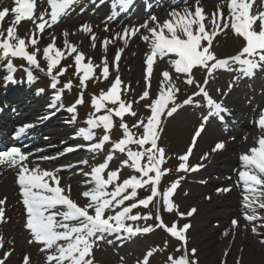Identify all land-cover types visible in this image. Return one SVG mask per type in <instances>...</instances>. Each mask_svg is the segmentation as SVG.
Instances as JSON below:
<instances>
[{
    "label": "snow or ice",
    "instance_id": "1",
    "mask_svg": "<svg viewBox=\"0 0 264 264\" xmlns=\"http://www.w3.org/2000/svg\"><path fill=\"white\" fill-rule=\"evenodd\" d=\"M14 2L15 6L11 9L5 7L0 10V26L10 14L14 16V21L6 29V35L3 30H0V65L5 67L8 72L4 77L5 82L17 83L13 76L17 71L13 60L26 61L28 67L21 65V68L26 73L28 82L32 83L35 80L32 69L44 71L40 68L37 59V55L41 52V49L37 47L41 35L46 29L58 24L62 17L69 15L74 6L80 3V0H47L50 11L45 9L38 17L35 15L36 0H14ZM92 2L95 3V0ZM118 3L123 8L130 3V0H118ZM251 6L250 0H228V15L225 16L222 11L213 13L212 27L208 30L203 22L207 17L203 14L204 10L199 7V0H196L194 12L184 9V16H180L179 13L173 11L170 13L173 19L167 20L163 24H160L156 17L151 18L156 21V27L148 30L150 35L141 34L142 40L151 44L150 54H147L145 59L148 88H150V79L156 59L173 55L175 58L172 60L171 67L175 73L183 74L185 77L183 82L194 87L196 91L182 103H177V94L180 92V88L173 81L170 72L163 70L156 98L150 99L149 90L146 88L135 101V103H139L150 99V103L145 105V108L150 111V115L137 118L131 127L125 121V116L136 117L137 113L133 110L132 101L126 102L121 99V92H128L130 85H125L119 75L116 76L107 91L102 90L99 96L92 97L91 105L95 111L104 110L105 114L91 115L86 121L88 127L81 128L77 135L82 136L86 141H92L95 139L93 129L100 127L103 128L104 134L99 142L88 147V151H101L106 143L111 142L110 132L116 127L114 118H119L122 138L112 142L113 146L104 162L92 167L90 172L83 173L87 178L85 184L93 185L81 193L87 201L83 206L71 198V186H68L67 189L60 186V179L55 172L42 170L38 167L30 169L25 163L28 156L16 147L0 151V165L7 164L9 167L18 168L17 183L25 209L23 227L30 236L28 244L37 245L38 251L43 254V264H95L94 250L98 241L113 234L118 239H128L135 235L147 234L153 228L163 229L180 242L183 254L179 259L169 256V264H199L196 255L197 249L189 250L187 248L186 233L190 224L185 223L180 226L178 221H174L169 226L158 214L155 215L156 223L152 225L133 227L127 222L152 220L151 212L145 215L132 213L133 209L138 207L149 208L156 197H161L166 211L171 213L175 209L180 218L191 217L197 212L196 208H191L187 213L179 212L178 206L173 203L171 198L179 185V180L172 182L170 187L162 193L158 190L162 177L170 171L162 169L166 153L165 149L158 145L162 130V117H172L181 106L192 105L195 97H203L209 109L208 115L203 117L200 126L195 130L185 154L178 157L181 163L177 171L195 172L203 167L202 163L195 166L188 165L197 140L203 133L210 117L215 116L223 121L221 114L228 112L223 102L213 99L207 91L209 78H212L217 70L235 72L236 75L229 84V88H231L240 79L251 78L257 71H264V12L250 14ZM24 20L31 21L34 28L29 29L30 35L20 37L17 35V26ZM142 27L147 28V25H142ZM79 30L91 34L90 39L93 41V48H95L97 37L92 33L91 26L82 24ZM105 31L108 29L105 28ZM139 31V28L124 29L122 34H118L113 39H123L127 44L128 39L136 36ZM227 31H231L237 38H242L244 43L236 54L221 58L212 49L215 38L222 33L226 34ZM62 35L65 37L64 48L56 46V37L53 35L52 43L43 48L42 56L43 60L47 62L46 73L51 78L50 87L57 89L59 77L67 71L66 68H58L61 60L66 58V53L67 55L75 54V74L79 76L81 92L72 106L67 108L69 113L75 114L77 106L84 103L83 90L86 88V81L94 77L97 67L102 68L100 75L103 79H108L109 64L107 56L102 59L100 65H94L90 59L85 63V55L78 51L76 45L68 41L69 32L65 30ZM111 42L107 38L103 39L102 47L105 52ZM29 47L33 49L31 52L28 50ZM121 51L117 50L113 61L117 72L119 71ZM5 61L6 63H4ZM57 68L58 71L53 74ZM196 68L206 70L202 83L194 78L193 72ZM96 78L99 79V77ZM72 86V81L69 80L64 85V89L71 90ZM62 91L63 89L56 92L54 101H61ZM42 92L43 89H38L37 94ZM221 95H226V93L221 92ZM255 123L260 132L264 133V110L261 111ZM133 128L139 130L138 133H134ZM20 131L23 132V129ZM74 138L76 137L74 136ZM245 139L247 138L245 137ZM130 145L137 146L138 150H132ZM224 148V142H217L212 152ZM73 150L72 148L67 149V151ZM115 152L126 154L127 159L122 161V166L130 167L139 175H131L120 181L121 168L108 170ZM209 155L210 153H205L201 160L207 159ZM239 159L242 170L238 172V177L239 182L243 184L245 193L243 207L248 209L244 214V219L253 222L257 219V208L264 209V134L258 136L256 146L249 148ZM145 160L146 163H142ZM82 163L87 164V161H82ZM110 186L111 190H109ZM146 186H150V195L136 199L137 190L146 188ZM229 191L231 189L227 187L217 189L218 193ZM130 200L135 202L124 206L125 201ZM6 203V197L0 199V224L8 222ZM231 225L233 229L238 228L239 222L233 219ZM261 226L264 227V224ZM252 232L258 234L257 227L253 226ZM223 235L228 236L229 232L225 231ZM7 243L12 247L6 248L3 236H0V250L3 251V255L0 256V264H6L15 251V241L10 240ZM108 243H112V241L109 240ZM260 243L264 244V238L260 239ZM181 248H178L177 251H180ZM228 254L225 252V257ZM152 255L153 252L149 250L144 258L138 261V264H149V258ZM22 264H31L29 254L23 256ZM222 264H226V260L222 261Z\"/></svg>",
    "mask_w": 264,
    "mask_h": 264
},
{
    "label": "bare ground",
    "instance_id": "2",
    "mask_svg": "<svg viewBox=\"0 0 264 264\" xmlns=\"http://www.w3.org/2000/svg\"><path fill=\"white\" fill-rule=\"evenodd\" d=\"M103 1L101 6L98 7V10L103 12L98 16L94 18L78 16L73 22H68L71 33L67 39L70 43L76 45L78 51L85 55L87 61L90 59L92 63L100 65L103 37L110 38L114 31H116L117 37L126 28L125 26H128L127 29L139 28V33L129 38L124 46L121 47L113 41L107 46L108 56L113 50H116V52L122 50L119 71L116 70V75H119L124 84L130 85V87L135 83V74L138 70L143 71L141 78L146 75L145 59L146 55L150 54L151 44L143 41L141 34L150 35L148 30L156 27V21L151 18L156 17V20L163 24L165 21L173 19L170 15L171 12L175 11L180 16H184V9L193 10L196 3V0H140L137 4L140 14L136 15L137 13L130 4L122 8L118 0ZM227 1L224 0L222 4L220 1H216L215 4H199V7L204 10L203 14L207 17L203 21L204 24L206 23V30L212 27L213 13L222 11L225 16L228 15L229 9L225 6ZM250 3L252 5L250 14L264 12V0H250ZM75 6L79 8L81 5ZM86 7L88 6L86 5ZM45 9H47V6L41 12ZM163 12L165 13L163 14ZM10 16L7 17L4 23L5 31L11 22ZM61 20L63 19L61 18ZM60 24L59 22L52 28L46 29L41 35L40 43L37 46H41L43 49L52 43L51 37L54 35L56 46L63 49L65 37L62 35L64 32L63 25ZM82 24L90 25L92 33L97 37L95 48L92 46L91 34L79 30ZM142 25H147V28L142 27ZM105 28L108 31H105ZM243 43L242 38H237L231 31H227L226 34L222 33L215 38L212 50L218 57L222 56L221 58H223L236 54ZM108 56L107 61L110 64ZM167 58L173 60L175 57L169 55ZM163 70L165 69L160 68L159 64L155 62L151 78L158 81ZM14 79L17 83L3 85L0 82V142L7 140L12 130H17L21 134L17 143H24V145L19 146V149L28 156L27 161H25L27 166L30 169L38 167L42 170L55 172L62 181L68 182L72 189H76L78 197L83 198L86 203L87 201L81 193L93 185H86V178L76 173L78 167L75 159L77 156L94 154L87 149L93 143L77 135L79 129L71 115L51 101L49 95L37 97L28 93L29 83L19 80L16 72ZM230 83L223 85L220 88V93L214 98L218 102L222 101L228 112L221 114L223 121L215 116L208 119L194 150L202 153L203 150H208L207 148L212 147L217 142H224L225 148L215 152L209 162H200L199 164L202 163L203 167L199 170L187 172V177L180 181L177 187L182 191L181 196L178 197L177 206L178 208L187 206V212L191 208L197 209L195 214L191 217L186 216L184 220L185 222L197 223L194 226V231H192L193 243H188L187 248L189 250L192 248L197 249L196 255L202 257L201 261L213 263L219 257L221 261L226 260L227 262L229 259L236 257V250L239 249L242 251L241 254L250 252L256 255L255 259L258 260V263H264V248L253 240V237L256 236L250 228L251 223L264 221V209L257 208V219L255 221L248 222L244 219V214L248 209L243 207V195L245 193L243 184L239 182L238 177V172L242 170L239 157L247 152L253 144H256L258 136L264 134L260 132L255 123L261 111L264 110V71H257L251 78L240 79L231 88H229ZM141 92L136 91L137 94H141ZM221 92L226 93V95H221ZM157 94L156 91L152 92L150 99L156 98ZM184 107L187 110L185 121L199 115V122H202L203 117L208 115L209 112L207 105L197 107L192 104ZM9 108L14 109L15 112L10 111ZM2 117L7 119L2 120ZM224 118L231 119L235 128H228L224 124ZM7 127H9V130L6 129ZM46 128L49 129L45 130ZM240 128L246 130L244 136L241 135ZM20 129H23V132ZM53 142L57 143V151L52 148L56 146L52 145ZM11 144L10 142L8 145ZM8 145L5 147L0 145V151H6L9 148ZM68 147H75V149L57 155L58 152ZM31 149L36 152L43 151L41 153L47 154L44 156L39 154L30 155L29 150ZM195 151H193L192 157ZM17 173V167H9L7 164L0 165V189L3 191V196L0 199L7 198L5 208L8 218L7 223L0 224V236H3L6 248L12 247L7 242L14 240L15 234L29 235L23 227L25 209L23 204H20L22 197L17 183ZM225 187L231 189L229 191L230 199L210 205L212 199H216L217 189ZM233 219L239 222L238 228H232L231 221ZM184 220L182 219V222ZM218 224H221V228L219 230L214 229ZM9 227H11L10 230L13 234L6 233L5 229ZM226 230L230 231V236H228V243L220 251L218 234L224 233ZM28 240L21 245V248L14 244L15 251L11 255V263L9 264H22V258L25 254L30 255L31 264H43V254L38 251L37 245L28 244ZM225 252L229 253L226 257Z\"/></svg>",
    "mask_w": 264,
    "mask_h": 264
},
{
    "label": "rangeland",
    "instance_id": "3",
    "mask_svg": "<svg viewBox=\"0 0 264 264\" xmlns=\"http://www.w3.org/2000/svg\"><path fill=\"white\" fill-rule=\"evenodd\" d=\"M100 1H96L95 3L89 0H80V7L78 8L77 6H74V9L71 11V13L67 16L62 17L63 20L60 21V25H63V31H68L69 34L70 32V26L68 22H73L76 17L82 16V17H89V18H94L98 16L102 10H98V6L100 5ZM86 5L88 7H86ZM15 6L14 0H0V10H2V7H7L11 9L12 7ZM47 6V9L50 11L47 0H36V8H35V15L38 17L42 11V9ZM140 10L137 12L136 15H139ZM139 13V14H138ZM11 15V14H10ZM9 15V16H10ZM10 23L14 21V16H10ZM7 20V17L5 21L3 22L2 26H0V30H3L6 35L5 31V22ZM9 23V24H10ZM8 24V25H9ZM206 24V23H205ZM7 25V26H8ZM127 29L128 26H125ZM34 25L32 24L31 21L24 20L22 21L18 26H17V35L20 37H25L27 35H30L29 29H33ZM116 30V29H115ZM124 30V29H123ZM123 30L121 34L123 33ZM195 30V26H194ZM110 38L103 37V39L107 38L113 42H117L119 46H124L125 42L123 39H113V37H116V31H114L111 35ZM239 43V42H238ZM38 48L41 49V52L37 55V59L40 64V68L44 69V71H41L39 69L33 68V76L35 77L34 82L29 83L27 79V75L24 72L23 68H21V65L24 67H28L26 61H23L21 59H14L13 64L16 66L17 71L16 74L19 76V80L23 82H28L29 83V88H28V93L35 95V96H45L49 95V99L56 103L59 107H61L63 110L66 111V113L70 114L71 117L74 120V123L77 125V128L80 130L81 128H87L88 125L86 123L87 119L91 115L95 116H100L105 114L104 110H101L100 112H96L95 109L91 105V99L92 97L99 96L101 94V91H107L108 88L110 87L111 83L115 80L116 78V68L113 66V61L115 59L116 55V50L112 51L109 56L107 55V52H105L104 48L102 47L101 50V60L105 57L108 56L109 58V77L108 79H103V77L100 75L102 72L101 67H97L95 70V75L92 79L86 81V88L83 90V100L84 103L81 105L77 106L76 113H69L67 111V108L72 106V104L75 102L78 94L81 92V88L79 86V78L74 75L75 71V65H74V56L75 54L72 55H67L66 53V58H63L60 62L59 67L66 68L67 71L63 76L59 77V82L57 84V89H52L50 87L51 84V78L47 75L46 73V67H47V62L43 60L42 56V48L41 46H37ZM30 52L33 50L31 47L28 49ZM168 56L164 57L163 59L157 58L156 63L159 64L160 68H164L165 70H168L170 74L173 77V81L175 84L180 88V92L177 94V103H182L183 100L187 99L189 96H191L196 89L194 87L186 85L183 81L185 79L183 74H177L175 73L174 69L171 67L172 59L167 58ZM222 57V56H221ZM87 63L88 61L85 59L84 61ZM6 63V61L4 62ZM94 64V63H93ZM97 65V64H94ZM58 68L54 70V73L58 71ZM142 70H138L135 74V83L132 87H130V90L128 92H121V99L124 101H132L133 102V110L137 113L136 117H132L130 115L125 116V121L128 123L129 127H131L139 117H146L150 115V111L145 108V105L150 103L149 99H145L143 101H140L139 103H135L136 99L143 93V91L148 88V85L146 84V75H144L141 78L142 75ZM7 70L5 67L0 65V82L3 83V85H7L8 83L5 82L4 77L7 74ZM206 70L201 69V68H196L193 72L194 78L199 81L203 82L205 78ZM131 75V74H130ZM129 75V76H130ZM236 75L235 72H230V71H225V70H217L214 73V76L212 78H209V84L207 85V91L211 95V97L214 99L220 92L217 90L225 85L230 83L233 80V77ZM134 76V75H133ZM96 77H99L97 79ZM120 77V76H119ZM162 77L159 78L158 81L154 80V78L150 79V88H148L149 93L151 95L152 92L156 91L158 93L160 89V81ZM72 81V88L71 90L64 89V85L69 81ZM123 87V85H122ZM38 89H43V92L41 94H37ZM62 91V99L61 101H54V94L58 90ZM136 91L141 92V94H137ZM151 97V96H150ZM196 105L197 107L202 106V105H207L206 102L204 101L203 97H195L194 98V103L193 105ZM189 105H186L188 107ZM108 107H111V105H108ZM12 110V109H11ZM187 116V110L185 109L184 106H181L178 111L173 114L172 117H162V125L161 128L162 130L160 131L162 142L158 145H160L162 148L165 149L166 153V159L165 163L162 165V169L165 167L168 168L170 171L165 174L162 179L160 184L158 185V190L162 193L164 190L168 188V186L171 185L172 182L179 180L182 181L184 180L185 177H187V172L191 171H177L179 164L181 161H179L178 157L180 155L185 154L187 151L188 147L191 144L192 137L194 135L195 130L200 126L201 121L199 122V115L195 116L193 119L185 121ZM61 121V120H59ZM116 127H114L111 132H110V137H111V142L106 143L105 147L101 151L97 152H92L94 154H88V155H83V156H77L75 159V163H77V169L76 173L79 176H84L83 173H87L91 171V168L94 166H98L100 163L104 162V159L107 154H109L111 148H112V142H116L119 139L122 138V131L119 128V118L118 120H115ZM224 124L227 125L228 128L234 129L235 126L233 125V121L228 118H224ZM49 128H46L45 130H48ZM241 131V135L244 136L246 134V130L243 128L239 129ZM134 133H138L139 130L137 129H132ZM95 134L97 135L98 139L97 142L102 138V135L104 134V131H102L100 128L94 129ZM53 146L52 148L56 150L57 143H52ZM215 144L212 145V147L207 148L208 150H203V152H197L195 150V154L190 156V159L188 161L189 166H195L199 164L200 162L202 163H207L209 162L215 152H212V149ZM256 146V144H253L252 147ZM90 147V145L88 146ZM132 150H138L137 146L135 145H130L129 146ZM69 148V147H68ZM65 148L64 150L60 151L57 153V155L65 154L67 153V149ZM72 149H75V147H71ZM88 149V148H87ZM57 151V150H56ZM43 151L36 152L35 150H30L29 153L31 154H39L40 156H44L47 153H41ZM205 153H210L207 159L201 160V157ZM114 159L110 162L109 169L108 170H116L117 168H121L120 172V181H122L125 178L130 177L131 175H139L136 173L133 169H131L128 166H122V161L127 159L126 154H122L119 152L113 153ZM82 161H87V164L82 163ZM142 163H146L145 161H142ZM107 171V170H106ZM58 176V175H57ZM59 178V176H58ZM84 178H86L84 176ZM105 178H106V173H105ZM182 178V179H181ZM60 179V178H59ZM87 179V178H86ZM180 183V182H179ZM60 186L64 188H68L70 186L68 182L62 181L60 179ZM147 191L149 192L148 194L150 195V186H146ZM111 190V186L109 188ZM130 191V190H129ZM75 192V193H74ZM139 194V193H138ZM182 194V191L179 189H176L175 193L172 196V201L175 205L178 204V197H180ZM230 193H224L220 192L218 193L216 191V199H212V203L210 205H213L216 202L222 201V200H229L230 199ZM3 196V191L0 189V197ZM71 198L76 201L78 204L83 206L85 204V201L83 198L78 197V191L76 189H72L71 187ZM140 199V198H136ZM160 200V203H159ZM161 197H156L152 203V206L155 207V209L161 214L162 219L165 224H168L169 226L171 225L172 222L178 221V224L182 222V219L186 218H180L178 216L177 211L174 209L171 213L167 212V214L164 213V207L162 206L161 203ZM135 201L130 200V201H125V205L127 206L128 204H131ZM187 206H182L178 208L179 212L182 213H187L188 208ZM143 208L138 207L136 209H133L132 214H140V215H145L147 212L150 211H143ZM117 211L119 209H116ZM136 210V211H135ZM153 219L144 221H128L127 223L133 227L139 226V227H144L147 225H152L155 224V216L153 212ZM114 214V213H110ZM190 224V228L188 232L186 233L188 237V243H193L192 242V231H194V226H196L197 223H191V222H185V220L179 224L182 226L183 224ZM216 223V222H215ZM258 224H264V221H258V222H253L250 225V228L252 230V227L255 226L258 229V234H254L256 237H253V240L258 243L262 248H264V244L260 243V239L264 238V227L261 225L259 226ZM221 224H218V226L214 227L219 230L221 227ZM259 226V227H258ZM11 227L6 228L5 231L8 234H13L12 230H10ZM230 232L229 230H226ZM218 238V246L220 247L219 250L222 251V248L225 247V245L228 243V236H224L223 233L221 232ZM14 241L17 247L24 244L26 239H29V236L26 234H15L14 235ZM111 240L112 243H108V241ZM191 241V242H190ZM178 248H181L180 242L177 241L175 238L171 237L167 232H165L161 228H153V230L147 234H139L132 236L131 238L128 239H118L115 234L113 235H108L104 240L98 241V245L94 250V258H95V264H138V261H141L146 253L151 250L153 252V255L149 258V264H169L168 257L173 256L177 259L180 258V256L183 254V249L181 248L180 251H177ZM23 250V249H22ZM168 252V256L167 253ZM241 250H236V257L229 259V261L226 262V264H237V261H239V264H264L263 262H259L258 260L255 259L256 255H253L250 252H246L245 254H241ZM3 255V251L0 256ZM197 258L199 260V264H222V261L217 257L213 263H208V262H203L202 257L197 255ZM11 256L9 257L8 261L6 264L11 263Z\"/></svg>",
    "mask_w": 264,
    "mask_h": 264
},
{
    "label": "trees",
    "instance_id": "4",
    "mask_svg": "<svg viewBox=\"0 0 264 264\" xmlns=\"http://www.w3.org/2000/svg\"><path fill=\"white\" fill-rule=\"evenodd\" d=\"M161 141H162V139H161ZM139 194H140L141 197H143V198L147 195L145 191H143L142 193H139ZM145 210L155 213L154 216L158 214V213H157V210L155 209V207L152 206L151 204H150L149 208H147V209H145ZM164 210H165V209H164ZM165 212H166V213H164V216H165V214H167L168 211L165 210ZM167 253H168V252H167Z\"/></svg>",
    "mask_w": 264,
    "mask_h": 264
}]
</instances>
